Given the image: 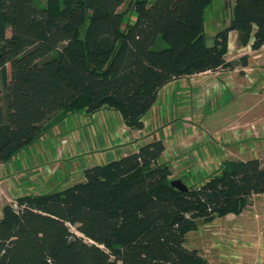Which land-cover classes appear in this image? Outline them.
Instances as JSON below:
<instances>
[{
  "label": "trees",
  "instance_id": "16d2710c",
  "mask_svg": "<svg viewBox=\"0 0 264 264\" xmlns=\"http://www.w3.org/2000/svg\"><path fill=\"white\" fill-rule=\"evenodd\" d=\"M124 1L0 0V163L71 112L112 108L130 129L142 128L172 79L230 66V30L241 45L264 44V0H235L210 44L205 13L214 0H129L132 20L118 9ZM164 149L149 139L86 167L83 180L4 203L0 264H209L186 246V233L239 214L264 192V165L224 160L181 189L160 161Z\"/></svg>",
  "mask_w": 264,
  "mask_h": 264
},
{
  "label": "crops",
  "instance_id": "0c3cea01",
  "mask_svg": "<svg viewBox=\"0 0 264 264\" xmlns=\"http://www.w3.org/2000/svg\"><path fill=\"white\" fill-rule=\"evenodd\" d=\"M254 67L256 68L254 71L257 77H255L253 72L251 76L249 75L250 72L245 75L248 79H258L259 81L257 80L256 86L259 87V90L261 91L264 87V79L261 80L263 77L262 75L260 76V73L262 74L264 69H262L263 66L260 68L259 65H255ZM220 71L223 72V70ZM195 74L198 75L197 73ZM224 76L225 75H222L221 77ZM184 83L185 82L183 81V84L181 85L179 82V86L177 87L178 93L173 92V94L162 98L160 104L162 112L169 110L167 116L170 115L171 111L173 114L171 117H178L175 122V127L178 128L176 125L180 124L181 130L179 127V129L175 132L171 126L172 124H166L163 117L162 121L160 120L161 122L157 120L156 123V126L160 128L159 134H155L153 138H151L152 134L156 132L155 126L152 134L146 135V124H144V127L140 130L128 129L127 134L129 136V142L121 147L118 139L115 138L114 133L119 128V125L124 123L122 117L117 110L103 107L98 111L91 113V115L86 113L82 114L79 120L80 126L78 132H76L75 135L69 136L68 156L63 157L60 160H53L50 158V152H54L57 145L52 128L56 126L57 121L44 131L49 134L48 138L45 139L43 143H39L36 146L40 150H42V148L49 150V159L46 161V164H41V162L37 159L39 152H36V148L34 151H27L28 146L20 150L22 151L21 153L18 152V157L14 155L9 161L0 163V199L3 200L4 197L6 201H9L10 199H15L16 196L25 193H43L51 190H60L72 183L83 180V170L86 167L97 163H103L126 154L128 153L124 151L126 147L132 149L129 151L132 152L136 151L141 144L149 139H156L158 136L162 138V130L165 141V149L162 155L163 157L167 155L165 158L166 161L173 166L181 160V158H178L179 156L174 158L175 151L180 152L181 154L185 153L183 152L184 146H179V144H177L176 150L174 149V145L176 144L175 140L177 139L178 141L180 138L182 144V139H184L189 146L187 139H191L190 137L194 136H191L189 133V125L190 123L193 124V122H190V119L188 120V117L190 116L191 118L192 116L195 117V114L192 113L194 110L200 112V116H202V123L199 124L201 127L200 129L207 132L211 137L213 136L214 139L219 140L221 138V134H227V141L232 142V144L238 147L237 152L241 154L247 153L250 157L252 156V152L256 153L255 155L264 152V92L262 94H257L253 90L251 92H243L242 90L249 86V84L245 82L241 83L240 79L235 78V85L231 87V89H234V95H231L230 97H237L238 101L241 103L242 101L244 102L243 105L236 108L233 112H226L221 116L212 117L209 116V113H213V111H215L214 109L224 103H227V100L230 99V97L228 99H223L221 103H217L213 107H210L208 105L209 100L207 98L209 97L210 90L207 91L203 88V82L200 83V86L192 85L194 83L190 85L193 89H195L193 96H190L188 91H186V89L189 90L190 86L187 84L185 85ZM213 93H215V91ZM158 94L160 93L158 92ZM158 97L159 95H157L156 101L150 108L152 113L155 109L159 112V108L157 110L155 107ZM86 118L91 120L89 124L85 122ZM61 119H65L66 122L64 124L65 132H70L75 129L78 123V120L76 122L75 117H71L69 113L65 114ZM197 121H199V119ZM249 123H255L257 125L256 129L263 132L262 135L260 134L261 137H256L250 134L247 135V133L244 132V127H246L245 125L248 126ZM170 128L173 131L172 134L170 133ZM224 130L227 131L224 132ZM201 136V133L196 135L197 139H200ZM192 141H195V137L192 138ZM204 143L207 144L208 142ZM207 149L210 150L209 146ZM188 150L191 149L189 148ZM208 156L209 166L211 163V167L217 169V163L222 159L223 155L219 152V150L217 152L216 148L213 147V153ZM168 157L170 159H168ZM44 168H46L48 173H50L48 174L49 178L46 180V188L37 189L36 182H34V180H39L38 178L45 175H43L42 171ZM75 170L79 171L77 177H75V173H73ZM176 173L177 174L172 173L171 176L180 178L179 170H176ZM193 182L187 181L188 184ZM64 183L68 185L63 187ZM254 196L257 198H255V203L252 202V205L250 206H254V208L256 206V212H252L251 210L245 208L239 214L227 213L214 218L210 222L217 219H227V221H231V226H228L222 235H220L222 230H216V228H211V230L205 229L207 226L206 224L210 222L200 221L197 229L186 233V246L198 249L207 259L209 264L255 263L256 258L262 250L258 240V230L262 225H264V192L257 193ZM2 205L3 203L0 204V217ZM249 212L251 213L248 214ZM247 214L249 216L242 218V216ZM244 219H247L250 223H247ZM201 228H203L202 232H200ZM190 235L192 236L191 239H189Z\"/></svg>",
  "mask_w": 264,
  "mask_h": 264
},
{
  "label": "rangeland",
  "instance_id": "374dc122",
  "mask_svg": "<svg viewBox=\"0 0 264 264\" xmlns=\"http://www.w3.org/2000/svg\"><path fill=\"white\" fill-rule=\"evenodd\" d=\"M34 3L37 6H46L48 4V0H33ZM235 0H214L210 6L207 8L206 13H205V36L207 39V42L210 44L212 42V39L215 35V33L217 32V30L224 28L228 25V21L229 18L231 16V11H232V7H233V3ZM58 3L62 4L63 0H58ZM59 5V4H58ZM120 11H124L126 16L132 20L134 17V10L132 7H129V0H125L124 3L118 8ZM83 29V27L81 28V30ZM155 47H161L163 46L162 41H156L154 44ZM264 44L261 45L259 48L257 49H252L250 46V43L247 45H241L239 43L238 40V35L237 32L235 30H230L228 33V49H227V53L225 55L226 60L230 63V66H226L224 67H219L217 70H207L204 72H200L197 73L198 75H196L194 73L193 74H187L184 75L183 77H176L174 79H172V81L165 85L163 88L160 89L159 93V97H158V101L157 103H155V107L159 108V112L156 111V109L153 111L152 110H148L144 116L142 117L143 123L146 124V130L147 128H155L157 120L159 122L162 121V118L164 117V120L166 121V124H172V128L173 130L176 132L177 129L181 130V125L178 124L176 125L178 128L175 127V122L178 119V117H171L173 114L170 111V115L167 116V113L169 112V110L165 111H161V100L162 98L169 96L171 94H173V92H177V87L179 86V82L182 85L183 81L185 82L184 84L186 85H198L200 86V83L203 82V88H205L207 91L210 90L209 93V97L208 98V102H209V106L213 107L215 104L217 103H221L223 99H228L231 95H234V89H231V87H233L235 85V78L240 79V82L243 83H248L249 86H247L246 88H244L242 91L243 92H251L252 90L255 91L257 94H262L264 92V87L261 89V91L259 90V87L256 86V82L258 79L253 80L252 78L248 79V77L245 75L246 73L250 72V76L253 72V74L255 75V77H257L256 73H255V65H259L260 68L261 66H263L262 69H264ZM220 70H223L220 71ZM220 71V72H219ZM206 72V73H205ZM203 73V74H202ZM193 75V76H190ZM222 75H225L224 77H221ZM262 75V79H264V70L263 73H260V76ZM259 77V76H258ZM181 78V79H179ZM199 80V81H198ZM259 81V80H258ZM226 82V83H225ZM216 89V90H214ZM255 87V88H253ZM186 91H188V94L190 96H193V92H195V89H193V87L190 86L189 90L186 89ZM215 91V93H213ZM223 91V92H222ZM243 101L242 103L240 101L237 100V97H230V99L227 100V103L222 104L221 106H219L218 108L214 109L215 111H213V113H209V116L212 117H218L221 116L222 114L226 113V112H233L235 111L236 108L240 107L243 105ZM192 113L195 114V117L191 116L188 117V120L190 119V122H193V124L190 123V128L191 126H194L193 129L189 128V131H195L196 126L200 127V123H202V116H200V112H197V110H194ZM196 118V120H195ZM56 119V118H55ZM54 120H50L48 122V124H51L52 121ZM199 119V121H197ZM161 120V121H160ZM169 120V121H167ZM197 122H195V121ZM155 124V125H154ZM46 125V124H45ZM246 127H244V132L247 133V135H254L256 137H259L260 134L262 135L263 132L260 130L256 129V124L255 123H249L248 126L245 125ZM144 127V125H143ZM164 127V125H163ZM130 129V128H129ZM156 132L152 134L151 138H153V136L155 134H159L160 132V128H158V126H156ZM131 130H137V129H132ZM200 129V133H201ZM227 130H224V132H226ZM172 129L170 128V133L172 134ZM175 134V133H174ZM178 134V133H177ZM199 134V133H198ZM147 135V134H146ZM190 135H194L192 137H190L191 139H187V141L189 142V147L191 150H186V145L187 143L183 140L182 144H181V140L180 138L175 140V147L174 149L176 150V146L177 144H179V146H184L183 149V154H181L180 152H176L174 154V158L177 156H179L178 158H181V160H179L178 163H175V165L171 166L167 161H166V156L165 155L163 157V155L160 157V161L162 163H167L169 164V167L171 169V172L174 174L176 173V170H179L180 173V179H182V181L186 184V185H191L193 184L194 186H197L201 181L206 180L207 178H209L212 174L216 173L223 165V161L224 160H228V159H248V158H258L261 163L264 165V152L258 153V155H255L256 153L252 152V156L250 157L249 154L245 153V154H241L237 152V146H235L234 144H232V142L227 141L226 137L227 134L222 135L221 134V138L218 139H214V137L212 138L211 136H206V140L201 141L200 139L198 140L196 135L197 134H191ZM162 138L158 136V138L156 139H161L163 142L164 141V135H163V130H162ZM178 136V135H177ZM173 137V136H172ZM195 137V141H192V138ZM261 137V136H260ZM37 141V140H36ZM204 142H208L207 144ZM181 144V145H180ZM34 145V144H33ZM209 146L210 150L207 149V147ZM217 146V147H216ZM213 147L216 148L217 152L219 150V152L223 155L222 159L219 160V162L217 163L218 168L215 169L213 167H211V163L209 166V156L211 153H213ZM132 149H129L126 147V149H124V151L129 152ZM230 151V152H229ZM22 151H19V153H21ZM211 152V153H210ZM19 153L17 152L15 154V156L18 157ZM167 153V151H166ZM193 153V155H192ZM260 154V155H259ZM257 156V157H255ZM194 157V158H193ZM168 159H170L168 157ZM185 160V161H184ZM41 164H46L44 162H41ZM48 165V164H47ZM50 167V164H49ZM210 167V168H208ZM177 168V169H176ZM43 171V177L38 178L39 180L35 179L34 182H36V186L37 189H45L46 188V180L49 178L50 173H48V171L46 170V168H44ZM68 171V170H67ZM78 170L73 173H75V177L78 176ZM77 174V175H76ZM172 175V174H171ZM182 176V177H181ZM186 176V177H185ZM172 179H176L178 177H174L171 176ZM187 181L193 182L191 184H188ZM68 184L64 183L63 187L66 186ZM257 193H254L250 196L248 203L245 205V207L243 208V210L245 208L251 210L252 212H256V206L254 208V206H250L252 205V202L255 203V198H257L256 196H254ZM262 196V195H260ZM259 196V197H260ZM253 197V198H252ZM10 203L9 201H6L3 197V200L0 199V204H4V203ZM242 210V211H243ZM241 211V212H242ZM251 212H249L248 214H250ZM244 214V212H243ZM245 215L242 216V218L247 217L249 215ZM234 217V216H232ZM247 223H250L247 221V219H244ZM231 221H227L226 220H222V219H217L213 222H210L208 224H206L207 226L205 227V229L211 230V228H216V230H222L220 232V235L223 234V232L226 230V228L228 226H231ZM245 223V222H243ZM246 223V224H247ZM263 227V225L261 226ZM71 230L78 234L81 235L75 228L74 225H70ZM204 228V227H203ZM203 228H201L200 232L203 231ZM192 236L190 235L191 239Z\"/></svg>",
  "mask_w": 264,
  "mask_h": 264
},
{
  "label": "built area",
  "instance_id": "2783aa9c",
  "mask_svg": "<svg viewBox=\"0 0 264 264\" xmlns=\"http://www.w3.org/2000/svg\"><path fill=\"white\" fill-rule=\"evenodd\" d=\"M76 113V114H75ZM86 113L85 111H77V112H71L69 113L71 115V117H75L76 122L78 120V123L75 127V129L71 130L70 132L68 131H64V124L65 119H61L57 122L56 126L52 128V131L55 135L54 139H56V145L57 148H55L54 152H50V158L53 160H60L65 156H68V147H69V136L70 135H75L76 132H78L79 126H80V117L82 116V114ZM86 114H90L91 113H86ZM91 120H88V118L85 119V122H87L88 124L90 123ZM194 126H191L190 129H193ZM62 128V129H61ZM143 128V127H142ZM140 128V129H142ZM129 129V127L123 123L119 125V128L117 129V131L114 133L115 134V138L118 139L119 145L122 147L124 145H126L129 142V136L127 134V130ZM139 129V130H140ZM154 130V128H147V130H145V133L148 135L152 134V131ZM189 133L191 134H198L200 133V128L198 126H196L195 131H189ZM48 133L47 132H43L33 143H31L28 148L27 151H34V149L36 148V152L38 153L37 159L39 160V162H44L47 163L46 161H48V155H49V150H46L44 148H42V150H40L39 148H37V144L39 143H43L45 139L48 138ZM201 138L200 140H206V136H210L207 132L205 131H201ZM199 140V139H198ZM34 144V145H33ZM186 150H188L190 147L188 145H186ZM40 150V151H39ZM185 150V149H184ZM110 154V152H109ZM1 179V178H0ZM9 202L11 204H13L14 206H16V201L15 199H10ZM258 240L260 243V248L262 249L259 256L256 258V262L253 264H264V225L263 227L259 228L258 230Z\"/></svg>",
  "mask_w": 264,
  "mask_h": 264
},
{
  "label": "water",
  "instance_id": "95a60500",
  "mask_svg": "<svg viewBox=\"0 0 264 264\" xmlns=\"http://www.w3.org/2000/svg\"><path fill=\"white\" fill-rule=\"evenodd\" d=\"M171 184L181 189L186 188V184L180 178L172 179Z\"/></svg>",
  "mask_w": 264,
  "mask_h": 264
}]
</instances>
